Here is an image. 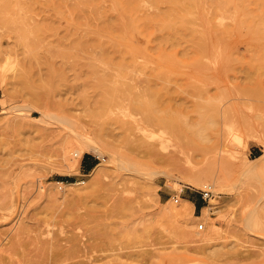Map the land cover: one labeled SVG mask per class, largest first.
<instances>
[{
    "label": "rangeland",
    "instance_id": "obj_1",
    "mask_svg": "<svg viewBox=\"0 0 264 264\" xmlns=\"http://www.w3.org/2000/svg\"><path fill=\"white\" fill-rule=\"evenodd\" d=\"M23 1L25 27L0 22L9 84L0 264H63L60 253L76 248L93 249L99 264H264V0H179L169 26L156 20L168 5L155 0H96L84 10L80 0ZM122 14L142 27L134 47L99 31L117 19L123 34ZM79 41L87 49L63 56ZM156 89L168 103L157 114L141 108ZM150 115L177 116L147 136L135 125ZM188 147L200 149L193 165L208 172L213 198L182 180L178 151ZM84 160L102 165L96 186ZM186 196L201 207L171 216L167 203Z\"/></svg>",
    "mask_w": 264,
    "mask_h": 264
},
{
    "label": "bare ground",
    "instance_id": "obj_2",
    "mask_svg": "<svg viewBox=\"0 0 264 264\" xmlns=\"http://www.w3.org/2000/svg\"><path fill=\"white\" fill-rule=\"evenodd\" d=\"M96 0H80V3H79V6L78 7H76V8H79L80 10L81 9H83L84 7H88V6H90V5H92V3H95L96 4V2H95ZM100 1V0H99ZM178 1L179 0H155L154 2H155V4L157 3V2H159V3H161V2H163L164 4H166V5H168V8H169V10H168V12H167V14L165 13L164 15L162 14V15H159V16H157L156 17V20H159V21H161V22H163V23H165V24H168V26H169V22L167 21V17L168 18H170L169 16H173V15H176V14H178ZM185 1H187V2H190V1H192V0H185ZM122 2V1H121ZM127 3H129L128 1H126ZM125 3V2H124ZM158 3V5H161V4H159ZM58 4V3H57ZM116 4H118L117 2H116ZM122 4H123V2H122ZM132 2L131 3H129V6H132ZM54 6H56V4L54 3L53 4ZM124 5V4H123ZM93 6V5H92ZM117 6V5H116ZM125 6V5H124ZM129 6H127L126 5V7L128 8ZM57 7V6H56ZM119 7V6H118ZM125 7V8H126ZM30 7H29V4L28 3H26V2H24L23 0H0V22L1 23H3V25H7V24H9V22L10 23H12L13 25H15V27H17V29H18V27L20 28V26L21 25H24L25 24V21L24 20H22V18L20 19V15L18 14L19 12L18 11H20V10H28ZM59 8V7H58ZM89 8V7H88ZM120 8V7H119ZM136 8V6H134L133 8H131L132 9V11H133V9H135ZM84 10V9H83ZM82 10V11H83ZM98 10V9H97ZM116 10H117V7H116ZM120 10V9H119ZM118 10V11H119ZM128 10V9H127ZM127 10H125V11H127ZM129 11H131L130 9H129ZM98 12H99V10H98ZM101 12V11H100ZM166 12V11H165ZM119 13V15H121L120 14V11L118 12ZM122 13V12H121ZM85 14V13H84ZM103 14V13H102ZM129 14V13H128ZM96 15H97V13H96ZM123 15V14H122ZM132 15H133V13H132ZM112 16H114V15H112ZM81 18H80V20L78 21L79 22V27H80V29H81V27L84 25V24H87V23H84L85 22V19L87 18L86 16V18H84V16L82 17V16H80ZM106 17V16H105ZM109 18V17H108ZM175 18H176V16H175ZM174 18V19H175ZM78 19H79V17H78ZM121 19H123V21L125 20L126 21V23L124 24L125 26V29H124V31L122 32L123 34H120L121 32H119L118 34H117V30L115 29L116 28V25H117V23H116V21H117V19L114 21L113 19H111V20H113V22L112 23H108L106 26H104L101 30H99V31H102V32H104L105 34H107L112 40H113V42H114V44L115 45H118V46H121L122 48L123 47H125V48H127L128 46H132V47H134L133 46V44L135 43H133V36H134V34L136 33L135 32V29H136V26H137V19H135L134 17H129V16H127V17H125L124 15H123V18H121ZM177 19H178V15H177ZM2 20V21H1ZM109 20V19H108ZM111 20H109L108 22H110ZM173 20V19H172ZM3 21H5V22H3ZM87 21V20H86ZM119 21V20H118ZM138 21H139V19H138ZM28 22V21H27ZM148 22V21H147ZM168 22V23H167ZM173 22V21H172ZM4 23H6V24H4ZM138 23H140V22H138ZM11 24V25H12ZM78 24V23H77ZM122 24V23H121ZM144 24V23H143ZM147 24V23H146ZM149 24V23H148ZM177 24V23H176ZM27 25V24H26ZM142 25V24H141ZM162 25V24H161ZM172 25V24H171ZM9 26V25H8ZM77 26V27H78ZM178 26V25H177ZM11 27V26H10ZM12 27H14V26H12ZM24 27H25V25H24ZM34 27V26H33ZM76 27V26H75ZM78 27V28H79ZM120 27V26H119ZM124 27H122L121 29H123ZM137 27H141V26H137ZM23 28V27H22ZM20 29L19 30V32L21 31L22 32V30L24 29ZM142 28V27H141ZM176 28V27H175ZM77 29V28H76ZM168 29H170L169 27H168ZM41 30V29H40ZM126 30V31H125ZM172 30V29H171ZM173 30H174V27H173ZM38 32V31H37ZM98 32V31H97ZM141 32H143V29H142V31ZM140 32V33H141ZM178 32V31H177ZM142 35V34H141ZM135 36H137V35H135ZM85 45H87L86 44V42L85 41H79V42H76L75 43V45H73L72 47H69V48H67V51L64 53H62L63 54V56H66V57H75V53H76V50L78 49V48H80V47H84V48H82V50L84 49L85 50ZM127 46V47H126ZM131 47V48H132ZM136 47V46H135ZM129 48V47H128ZM87 49V48H86ZM132 50H133V48H132ZM134 51V50H133ZM124 53H126V54H129L130 52H127V51H125ZM109 54V53H108ZM123 54V53H122ZM110 55V54H109ZM123 56H125L124 54H123ZM121 57H122V55H121ZM122 58H124V57H122ZM126 58V57H125ZM106 60V62H108L109 63V56H107V54H106V58H105ZM77 67H79L80 68V61H78L76 64H75ZM119 65V64H118ZM120 65H122V64H120ZM119 65V66H120ZM84 67V66H83ZM81 69V68H80ZM90 71H92V73L93 74H95V73H97V69H91ZM120 73V72H119ZM117 76H119V74H117ZM120 80V79H119ZM0 82H3V84H4V96L3 97H0V102L1 103H4L5 102V99H4V97H6L7 95H8V93H9V87H8V83L6 82V76L5 75H3V74H0ZM1 84V83H0ZM3 86V85H2ZM124 89V88H123ZM109 90V89H108ZM107 90V91H108ZM162 90V89H161ZM161 90H153L152 91V95L150 96V97H148L147 98V100L146 101H144V102H142L141 103V108L143 109V110H145V111H147V112H153V111H155L154 113H156V112H163V111H165V109L167 108V106H165V104H168L167 102H165V100H164V98H163V93L161 92ZM114 92H113V98L114 97H116L117 95L116 94H118L117 93V90L115 89V90H113ZM144 92V91H143ZM149 92V91H148ZM145 94V93H144ZM169 108H171V106L169 105L168 106ZM168 110V108L166 109V111ZM151 114V113H150ZM157 114V113H156ZM151 116V115H150ZM160 116V115H159ZM159 116H154L153 115V117L151 116V118L149 119V121H146V122H143V123H140L139 122V124H136L135 126V128L136 129H138L139 131H142L143 133H144V135H149V133H150V129L152 128V127H156L157 125H163V124H166L167 122H168V120H167V118H165L166 120H164L162 117L164 116V115H162V117H159ZM177 116V115H176ZM176 116L175 117H172L171 119H173V118H176ZM171 119H169L170 121L169 122H171ZM178 119V118H177ZM165 121H166V123H165ZM168 122V123H169ZM167 126H168V124H166ZM134 128V129H135ZM135 129V130H136ZM180 147V146H179ZM196 148V149H195ZM200 149L199 148H197V147H194V149H191V148H187V149H185V148H181L179 151H178V153H180V155L178 156V161H183L184 162V164H186L187 165V168L185 169L184 168V173L182 172V180L186 183V184H189V185H191V186H198L199 185V187H200V185L201 186H203V188H201V189H208V188H210V190H211V192H212V197L211 198H213V196H215L217 193L212 189V187H211V185L209 186L208 184H206V183H204L208 178L205 176L208 172L206 171V170H201V171H198V169L197 170H195V168L196 167H194V165H193V159L197 156L196 154H197V152L199 151ZM79 150H76V152H74V154L77 156L78 154H81V153H79L78 152ZM80 156V155H79ZM80 158V157H79ZM200 158V157H199ZM259 159V158H258ZM175 160V159H174ZM196 162V161H195ZM75 163H76V161H75ZM196 166V165H195ZM102 167V165H101V163H99V164H97L96 165V167L93 169V171H92V173L90 174V178H89V181H90V183L92 182L93 184H95L94 186H96V184L98 183V181H99V175H100V173H101V168ZM180 167H181V165H180ZM183 167V166H182ZM198 167V166H197ZM181 169L182 168H180V171H181ZM80 183H82V182H77V183H74L73 185L74 186H78ZM72 184V183H71ZM217 184L218 183H216V186H217ZM91 185V184H90ZM223 190V189H222ZM221 190V191H222ZM214 199H211L209 202H210V204L209 205H207V206H204L203 208H202V210H203V213H205V214H212L213 213V211H214V209L216 208V207H214V206H212V201H213ZM176 202L178 203L179 202V199H177L176 200ZM194 204L192 203V202H190V201H188V200H186V199H182L181 200V204H179V205H172L171 204V202H168L167 203V208L169 209V212H171V216H180V215H184L185 213L187 214L188 212H190L191 210H193L194 209ZM248 224H250V223H248ZM90 246V245H89ZM92 246V245H91ZM79 247V246H78ZM60 248H62V247H59L58 249H60ZM75 248V247H74ZM90 248V247H89ZM95 248V247H94ZM57 249V250H58ZM77 249V248H76ZM76 249H69V250H65V252H61L60 253V251H59V253L61 254L60 256H59V258L57 259V262H59V263H61V262H64L65 263V261H71V260H73V259H75L76 257H80L81 255H79V253L80 252H84L85 250H79V251H77ZM78 249H80V248H78ZM60 250H63V248L62 249H60ZM88 250H93V249H88ZM88 250H86L85 252L87 253V254H85L84 253V257H86L87 259L86 260H81V259H79V260H77V261H71V262H68V263H65V264H91L92 262V264H97L98 263V261L100 260L99 258H98V256H94L92 253H89V251ZM90 252H92V251H90ZM83 255V254H82ZM94 258V259H90V258ZM26 263V262H25ZM63 263V264H64ZM99 264V263H98Z\"/></svg>",
    "mask_w": 264,
    "mask_h": 264
},
{
    "label": "crops",
    "instance_id": "obj_3",
    "mask_svg": "<svg viewBox=\"0 0 264 264\" xmlns=\"http://www.w3.org/2000/svg\"><path fill=\"white\" fill-rule=\"evenodd\" d=\"M94 165L95 163L84 160V163L82 164L83 171H90L91 169H93ZM185 199L192 202L196 209L201 207V203H199L193 196H186Z\"/></svg>",
    "mask_w": 264,
    "mask_h": 264
},
{
    "label": "built area",
    "instance_id": "obj_4",
    "mask_svg": "<svg viewBox=\"0 0 264 264\" xmlns=\"http://www.w3.org/2000/svg\"><path fill=\"white\" fill-rule=\"evenodd\" d=\"M202 195H203V198H205V199L209 198V197L212 195V192H211L210 188H208V189H203V191H202ZM203 227H204V225L201 224V225H200V228L202 229Z\"/></svg>",
    "mask_w": 264,
    "mask_h": 264
},
{
    "label": "trees",
    "instance_id": "obj_5",
    "mask_svg": "<svg viewBox=\"0 0 264 264\" xmlns=\"http://www.w3.org/2000/svg\"><path fill=\"white\" fill-rule=\"evenodd\" d=\"M200 208V207H199Z\"/></svg>",
    "mask_w": 264,
    "mask_h": 264
}]
</instances>
